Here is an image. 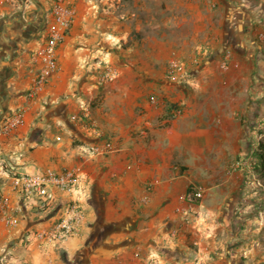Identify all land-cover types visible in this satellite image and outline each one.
<instances>
[{"label":"crops","instance_id":"1","mask_svg":"<svg viewBox=\"0 0 264 264\" xmlns=\"http://www.w3.org/2000/svg\"><path fill=\"white\" fill-rule=\"evenodd\" d=\"M56 1L0 0V122L29 108L23 127L0 136V188L23 205L19 227L0 219V264H227L224 212L243 181L228 162L258 132L245 122L260 119L264 0H72L59 69L31 104ZM173 59L189 83L167 78ZM108 67L116 78L104 83ZM105 140L116 150L92 154ZM73 167L82 168L80 233L44 245L37 232L63 210L23 204L12 177ZM195 185L206 189L198 204L187 199Z\"/></svg>","mask_w":264,"mask_h":264},{"label":"built area","instance_id":"2","mask_svg":"<svg viewBox=\"0 0 264 264\" xmlns=\"http://www.w3.org/2000/svg\"><path fill=\"white\" fill-rule=\"evenodd\" d=\"M53 19L49 24L47 42L35 55V61L40 64L39 71L27 92V99L31 104L38 103L45 93L47 85L54 73L59 69L58 49L67 39V35L77 18V11L72 0H57L52 10ZM264 36V35H263ZM167 78L179 82L189 83L191 74L186 64L178 59L170 60L167 68ZM115 74L110 67L101 75L104 83L115 80ZM156 97H151L156 102ZM29 108L18 109L8 119L0 122V136H8L26 124ZM178 114L181 110H177ZM74 120L78 116H73ZM96 128L98 123L92 120ZM97 135L100 132L96 130ZM61 140V137L57 138ZM116 150L111 140H105L103 145H94L92 154L105 157ZM82 185V168L47 169L36 173L15 172L12 177V188L22 199L23 204L30 202L38 211H47L51 207H60L63 212L59 220L50 228L39 230L37 236L44 245H56L80 233V224L84 219L83 209L75 192ZM192 197L202 200L206 189L202 185H195ZM38 204V205H37ZM23 205L13 204L11 198L0 188V219L9 228L21 225Z\"/></svg>","mask_w":264,"mask_h":264},{"label":"rangeland","instance_id":"3","mask_svg":"<svg viewBox=\"0 0 264 264\" xmlns=\"http://www.w3.org/2000/svg\"><path fill=\"white\" fill-rule=\"evenodd\" d=\"M255 32L257 57L253 69L254 73H258L259 91L254 93V97L258 99L260 119L258 124L253 125L245 122V126L258 132L249 141L245 152L234 159L229 158L228 162L229 170L242 174L243 181L234 192L236 199L228 200L224 212L229 219L228 257L231 260L227 264H264V178L258 171V152L260 143L264 141V19Z\"/></svg>","mask_w":264,"mask_h":264},{"label":"trees","instance_id":"4","mask_svg":"<svg viewBox=\"0 0 264 264\" xmlns=\"http://www.w3.org/2000/svg\"><path fill=\"white\" fill-rule=\"evenodd\" d=\"M258 158H259L258 171L264 178V141H262L260 143V149H259V152H258ZM192 194H193V188L191 187V188H189L187 199L190 202H193V203H197V204L200 203V200L194 199L192 197Z\"/></svg>","mask_w":264,"mask_h":264}]
</instances>
